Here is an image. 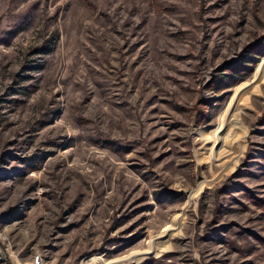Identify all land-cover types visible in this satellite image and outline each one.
<instances>
[{
	"label": "rangeland",
	"instance_id": "rangeland-1",
	"mask_svg": "<svg viewBox=\"0 0 264 264\" xmlns=\"http://www.w3.org/2000/svg\"><path fill=\"white\" fill-rule=\"evenodd\" d=\"M0 264H264V0H0Z\"/></svg>",
	"mask_w": 264,
	"mask_h": 264
},
{
	"label": "built area",
	"instance_id": "built-area-1",
	"mask_svg": "<svg viewBox=\"0 0 264 264\" xmlns=\"http://www.w3.org/2000/svg\"><path fill=\"white\" fill-rule=\"evenodd\" d=\"M35 263H37V261H36V259H35V261H34Z\"/></svg>",
	"mask_w": 264,
	"mask_h": 264
}]
</instances>
